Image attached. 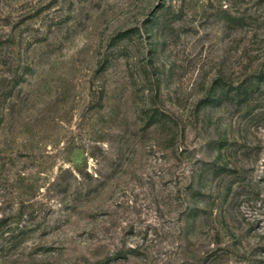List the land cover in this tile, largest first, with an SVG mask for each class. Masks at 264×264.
<instances>
[{
  "label": "rangeland",
  "instance_id": "obj_1",
  "mask_svg": "<svg viewBox=\"0 0 264 264\" xmlns=\"http://www.w3.org/2000/svg\"><path fill=\"white\" fill-rule=\"evenodd\" d=\"M264 0H0V264H264Z\"/></svg>",
  "mask_w": 264,
  "mask_h": 264
},
{
  "label": "trees",
  "instance_id": "obj_2",
  "mask_svg": "<svg viewBox=\"0 0 264 264\" xmlns=\"http://www.w3.org/2000/svg\"><path fill=\"white\" fill-rule=\"evenodd\" d=\"M264 85V72L254 76L251 79L245 81L239 87L234 88V97L238 99H245L252 96L259 86Z\"/></svg>",
  "mask_w": 264,
  "mask_h": 264
}]
</instances>
